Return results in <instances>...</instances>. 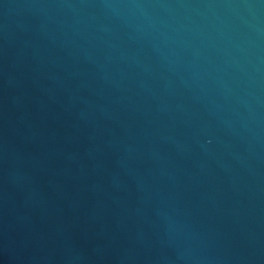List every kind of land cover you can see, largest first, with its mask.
Returning a JSON list of instances; mask_svg holds the SVG:
<instances>
[{"label":"water","instance_id":"95a60500","mask_svg":"<svg viewBox=\"0 0 264 264\" xmlns=\"http://www.w3.org/2000/svg\"><path fill=\"white\" fill-rule=\"evenodd\" d=\"M0 264H264V0H0Z\"/></svg>","mask_w":264,"mask_h":264}]
</instances>
